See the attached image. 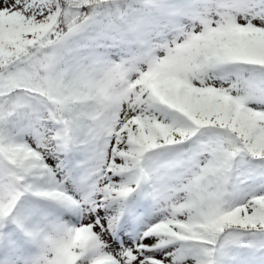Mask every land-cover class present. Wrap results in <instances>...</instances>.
<instances>
[{"label": "snow or ice", "instance_id": "6c2138e0", "mask_svg": "<svg viewBox=\"0 0 264 264\" xmlns=\"http://www.w3.org/2000/svg\"><path fill=\"white\" fill-rule=\"evenodd\" d=\"M0 264H264V0H0Z\"/></svg>", "mask_w": 264, "mask_h": 264}]
</instances>
